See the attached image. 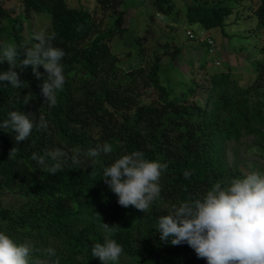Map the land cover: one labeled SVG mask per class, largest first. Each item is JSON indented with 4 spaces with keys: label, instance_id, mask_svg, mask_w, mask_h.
<instances>
[{
    "label": "trees",
    "instance_id": "trees-1",
    "mask_svg": "<svg viewBox=\"0 0 264 264\" xmlns=\"http://www.w3.org/2000/svg\"><path fill=\"white\" fill-rule=\"evenodd\" d=\"M126 1L76 0L73 6L66 0L0 2V42L34 43L30 41L34 32L26 23L29 12L36 11L48 15L47 32L55 34L53 45L65 52L61 63L66 83L51 109L43 105L38 87L42 81L33 77L30 66L16 69L26 82L24 88L0 82V122L15 110L42 114L49 124L46 130L33 129L28 140L19 144L14 132L0 129V232L18 244L33 246L30 264H54L57 257L60 264H102L91 256V247L103 243L104 236L96 213L103 223L119 226L112 238L124 252L110 264H207L186 243L173 246L160 241L155 231L157 217L189 196L202 195L217 180L248 173L228 163V141L251 136L264 150V100L260 95L264 56L255 60L247 85H240L228 66L198 79L188 77L171 92L159 79L161 62L170 54L178 61L182 47L162 34L152 44L146 41V32L141 40L132 36L129 21L134 8L125 6ZM240 1L185 3L186 25L207 31L202 35L207 52L205 38H212L209 30L219 28L229 38L227 26L240 21L243 12L254 15L255 28H264V0L243 5ZM147 5L161 16L169 15L174 7L172 0H147ZM101 13L109 15L106 28L97 18ZM116 34L132 40L134 62L127 66L119 62L108 43ZM260 50L264 55V45ZM199 64L204 67L205 62ZM8 67L6 62L0 64V71ZM26 98L31 99L27 105ZM105 142L112 145L111 155H101L94 165L83 156L79 164H72L77 146L87 149ZM13 147L18 152L9 158ZM57 148L68 157L62 158L67 163L55 175L42 171L30 158L33 152L42 155ZM137 150L148 160L168 164L160 178L161 196L145 213L132 206L121 207L102 179L106 165ZM92 168L95 175L90 174ZM49 247L55 249V257L44 251Z\"/></svg>",
    "mask_w": 264,
    "mask_h": 264
},
{
    "label": "clouds",
    "instance_id": "clouds-1",
    "mask_svg": "<svg viewBox=\"0 0 264 264\" xmlns=\"http://www.w3.org/2000/svg\"><path fill=\"white\" fill-rule=\"evenodd\" d=\"M54 39V33L42 29L30 38L34 43L0 42V64L6 62L9 66L7 71H0V82H8L14 89L24 88L26 82L20 80L16 69L23 71L30 66L33 77L42 81L38 85L40 96L43 105L49 109L57 105V93L66 83L61 63L65 52L53 45ZM40 68L44 71L41 72ZM30 100L26 98L24 104ZM48 126V120L42 114L37 116L15 110L0 122V129L15 133L17 144L28 140L33 129L46 130ZM17 152L18 148L13 147L9 158ZM112 152V145L107 142L87 149L77 146L72 151L71 162L79 164L83 156L94 165L101 155H111ZM67 157L68 153L57 148L42 155L33 152L30 158L42 171L55 175L64 169L67 159L62 158ZM167 168L166 162L148 160L142 151L137 150L106 165L102 179L116 194L121 207L132 206L145 213L161 196L160 178ZM92 169L90 174L95 175ZM187 175L185 173L186 178ZM96 216L100 218L99 227L104 236L103 243L91 247V256L102 264L117 262L124 252L112 238L119 226H109L102 222L99 213ZM155 231L165 244L179 246L186 243L197 258L206 260L207 264H264V172L251 171L228 181L217 180L202 195L189 196L178 205L173 204L168 214L157 217ZM33 251L31 244H18L0 232V264H30ZM44 251L49 257L56 256L51 247ZM54 264H60L58 257Z\"/></svg>",
    "mask_w": 264,
    "mask_h": 264
},
{
    "label": "rangeland",
    "instance_id": "rangeland-1",
    "mask_svg": "<svg viewBox=\"0 0 264 264\" xmlns=\"http://www.w3.org/2000/svg\"><path fill=\"white\" fill-rule=\"evenodd\" d=\"M17 1L0 0L5 4ZM66 1L70 6L76 3V0ZM249 1L241 0L239 3L243 5ZM172 2L173 11L169 15L162 16L153 13L152 7L147 5V0H127L125 3V6L134 8L129 21V25L134 28L132 36L138 35L141 40L146 32V41L152 44V41L162 34L167 38H174V43L182 47L178 61H173L171 54L163 56L159 73L160 81L169 87L171 92L177 91L188 77L195 76L198 79L206 72L230 66L233 76L238 78L240 85H247L253 76L255 60L264 56L260 50V47L264 45V28H255L254 15L246 16L243 12L242 17L238 19L240 21L228 25L226 29L230 35L229 38L223 37L219 28L210 29L208 33L215 44V52L211 56L202 41L203 34L207 31L198 25L188 27L185 23V3L194 2V0H172ZM231 2L235 3L236 0ZM108 16L107 13H101L97 17L102 23V28H106L109 22ZM234 18V15L229 17L232 21ZM27 21V27L34 33L42 29L47 31L50 27L48 15L42 12H29ZM189 28L193 30L192 33H195L193 37L186 34ZM131 41L126 35L116 34L108 42L111 50L118 56L119 62L126 66L128 62H134L133 50L130 48ZM214 58L219 60V65L214 66ZM200 62H205L204 67H200ZM260 95L264 100V86L260 89ZM226 158L228 163L236 164L247 172L264 171V150L257 147L255 139L251 136L228 141ZM3 197L9 199L5 194Z\"/></svg>",
    "mask_w": 264,
    "mask_h": 264
},
{
    "label": "built area",
    "instance_id": "built-area-1",
    "mask_svg": "<svg viewBox=\"0 0 264 264\" xmlns=\"http://www.w3.org/2000/svg\"><path fill=\"white\" fill-rule=\"evenodd\" d=\"M188 34H189L190 37L194 36V34L192 32H190V31H188ZM202 40H204V38H202ZM205 40H206L207 44L209 45L208 53L210 55H213L214 52H215V47H214V42H213L212 38L207 37V38H205ZM213 64H214V66L219 65V61L217 59H214Z\"/></svg>",
    "mask_w": 264,
    "mask_h": 264
}]
</instances>
